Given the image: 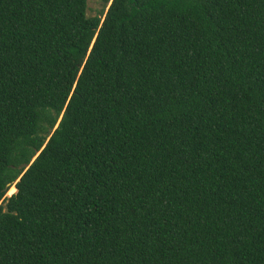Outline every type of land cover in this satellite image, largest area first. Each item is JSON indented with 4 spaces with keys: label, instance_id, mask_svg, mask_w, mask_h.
Here are the masks:
<instances>
[{
    "label": "trees",
    "instance_id": "trees-1",
    "mask_svg": "<svg viewBox=\"0 0 264 264\" xmlns=\"http://www.w3.org/2000/svg\"><path fill=\"white\" fill-rule=\"evenodd\" d=\"M131 3L0 0L3 264H264V0Z\"/></svg>",
    "mask_w": 264,
    "mask_h": 264
},
{
    "label": "snow or ice",
    "instance_id": "snow-or-ice-1",
    "mask_svg": "<svg viewBox=\"0 0 264 264\" xmlns=\"http://www.w3.org/2000/svg\"><path fill=\"white\" fill-rule=\"evenodd\" d=\"M96 2L99 4L101 9H106L108 12H110L113 9V5L117 3V0H96ZM139 0H132L131 7L136 8L138 7ZM153 7L156 5L153 4ZM99 15H105V11H100L98 13ZM111 19L110 16H106V19L104 21L103 27L108 26V20ZM93 43L94 47L98 46L96 41H91ZM93 49H85L86 52H91V55L87 58V61L82 59L78 61V67L79 72L77 73V68H73L71 72L69 73V77L67 80L63 81L60 84V91L64 92V99H68V94L71 92L72 96L78 95V89L80 87V84L83 82V77L86 75L87 67L90 66L91 58L95 56V51ZM264 47V45H262ZM2 50H0V55H2ZM72 73H77L76 76H73ZM75 81V83L73 82ZM48 153L45 149H41L37 147L36 149V155L38 158L43 159L44 156H46ZM57 159H61V157H57ZM29 165L27 162L21 164L19 171L25 173V179L27 178V175H30V171H28ZM34 170V169H33ZM251 172V169L249 170ZM25 186L23 181L19 183H12L9 182L7 184H4L0 186V223L7 220L9 218L10 213L14 210L13 205L16 201H19L24 196ZM61 191H65L63 188V185H61ZM75 194V188H71L69 195ZM67 206L63 210H61V213H57V215H62L63 212H66ZM139 209H135L134 213L138 214ZM91 227V226H90ZM82 236L84 239H87V233L84 232V229L81 227ZM0 264H3L2 258H0Z\"/></svg>",
    "mask_w": 264,
    "mask_h": 264
},
{
    "label": "rangeland",
    "instance_id": "rangeland-1",
    "mask_svg": "<svg viewBox=\"0 0 264 264\" xmlns=\"http://www.w3.org/2000/svg\"><path fill=\"white\" fill-rule=\"evenodd\" d=\"M101 10L99 4L96 2V0H88V9H87V16L93 17L96 16Z\"/></svg>",
    "mask_w": 264,
    "mask_h": 264
}]
</instances>
